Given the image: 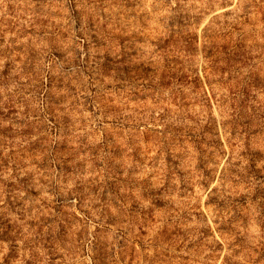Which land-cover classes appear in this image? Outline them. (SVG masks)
<instances>
[{
	"label": "rangeland",
	"instance_id": "obj_1",
	"mask_svg": "<svg viewBox=\"0 0 264 264\" xmlns=\"http://www.w3.org/2000/svg\"><path fill=\"white\" fill-rule=\"evenodd\" d=\"M0 264H264V0H0Z\"/></svg>",
	"mask_w": 264,
	"mask_h": 264
}]
</instances>
